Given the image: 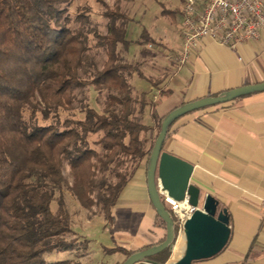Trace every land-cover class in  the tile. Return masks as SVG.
Masks as SVG:
<instances>
[{
  "label": "trees",
  "instance_id": "1",
  "mask_svg": "<svg viewBox=\"0 0 264 264\" xmlns=\"http://www.w3.org/2000/svg\"><path fill=\"white\" fill-rule=\"evenodd\" d=\"M70 3L0 0V264H79L45 259L78 253L80 241L83 255L89 251L72 227L65 192L111 222L119 195L140 163H149L166 118L155 126L142 121L144 104L131 79L143 74L123 56L131 19L120 5L101 2L107 20L101 34L88 10L72 18ZM94 51L107 56L102 68ZM156 221L166 229L158 215ZM170 251L150 260L166 264ZM124 254L126 261L135 253Z\"/></svg>",
  "mask_w": 264,
  "mask_h": 264
},
{
  "label": "crops",
  "instance_id": "2",
  "mask_svg": "<svg viewBox=\"0 0 264 264\" xmlns=\"http://www.w3.org/2000/svg\"><path fill=\"white\" fill-rule=\"evenodd\" d=\"M181 39L180 48L164 60L154 54L141 59L135 54L133 60L127 56V61L140 65L154 96L153 109L141 111L144 124L155 126L184 104L264 83V31L257 41L237 49L202 40L179 67L174 58L183 51ZM137 75L131 85L143 102L146 92L136 82ZM149 133L152 143L156 130ZM163 151L194 165L191 184L201 190V202L210 195L230 216L231 235L226 247L194 264H264V92L179 118L168 132ZM147 171L144 160L114 207L120 217L113 218L111 224L109 251L123 256L120 263L125 261V252L145 251L166 238V229L156 221ZM175 245L178 251L173 253L172 249L166 264H176L183 258L184 234H177ZM92 250L85 256H91Z\"/></svg>",
  "mask_w": 264,
  "mask_h": 264
},
{
  "label": "rangeland",
  "instance_id": "3",
  "mask_svg": "<svg viewBox=\"0 0 264 264\" xmlns=\"http://www.w3.org/2000/svg\"><path fill=\"white\" fill-rule=\"evenodd\" d=\"M103 1L111 7L118 3L131 19L127 34L130 45L128 51L122 50L126 60L127 56L130 60H133V55L135 54L138 57L137 59L145 58L144 55L154 54L160 55V59L164 60L166 56L180 48L185 0H71L68 7L70 16L74 18L78 9H86L89 11L93 27L97 28L101 34H106L107 20L101 16L104 11L101 3ZM98 52L94 51L95 55H97L96 61L102 68L107 56L103 51L97 54ZM136 82L139 83L140 89L146 92L142 103L144 105H141L143 112L151 111L155 104L153 103L154 96L151 94L149 87L150 82L144 76L137 77ZM86 97L96 109H99L95 101L96 96L91 91L86 92ZM26 118H29V114H26ZM146 136L149 137L150 133L146 134ZM111 181L116 183L117 178L112 176ZM65 195L67 207L71 214L72 227L79 238H86L89 241V251L93 249V253L91 252L92 254L90 253L89 255L91 256L89 257L83 255L84 242L80 241V251L78 253L74 251L52 252L45 255L46 261L54 263L72 260L79 264L120 263L123 256L109 251L113 219L109 222L102 211L95 208V212H89L83 209L69 192H65ZM57 207L56 202L52 204L53 211H56ZM112 217H120L115 208L112 211ZM88 252L86 253L87 255ZM170 252L172 253V251Z\"/></svg>",
  "mask_w": 264,
  "mask_h": 264
},
{
  "label": "water",
  "instance_id": "4",
  "mask_svg": "<svg viewBox=\"0 0 264 264\" xmlns=\"http://www.w3.org/2000/svg\"><path fill=\"white\" fill-rule=\"evenodd\" d=\"M263 92L264 83L244 86L217 97L184 104L166 116L155 141L147 171L150 199L157 215L166 223V238L157 246L133 254L123 264H157L150 258L168 248L172 251L176 239L175 222L168 207L162 201V193H167L177 202L184 201L188 197L190 205L197 208L184 225L186 251L176 264H194L196 261L212 258L226 247L231 235L230 216L227 210H220L219 203L210 195L206 196L202 203L201 190L191 184L194 165L164 152L163 147L170 127L179 118L201 109L223 105L244 96Z\"/></svg>",
  "mask_w": 264,
  "mask_h": 264
},
{
  "label": "built area",
  "instance_id": "5",
  "mask_svg": "<svg viewBox=\"0 0 264 264\" xmlns=\"http://www.w3.org/2000/svg\"><path fill=\"white\" fill-rule=\"evenodd\" d=\"M263 31L264 0H185L183 51L174 59L182 66L193 48L205 39L237 49L241 44L257 41ZM161 196L171 211L178 234L183 235L185 223L197 208L190 205L188 197L177 202L167 193Z\"/></svg>",
  "mask_w": 264,
  "mask_h": 264
},
{
  "label": "bare ground",
  "instance_id": "6",
  "mask_svg": "<svg viewBox=\"0 0 264 264\" xmlns=\"http://www.w3.org/2000/svg\"><path fill=\"white\" fill-rule=\"evenodd\" d=\"M178 251V245H175L174 247H173V253H176Z\"/></svg>",
  "mask_w": 264,
  "mask_h": 264
}]
</instances>
